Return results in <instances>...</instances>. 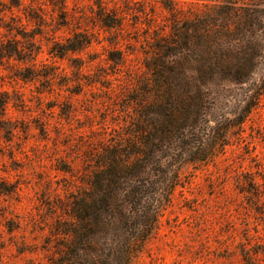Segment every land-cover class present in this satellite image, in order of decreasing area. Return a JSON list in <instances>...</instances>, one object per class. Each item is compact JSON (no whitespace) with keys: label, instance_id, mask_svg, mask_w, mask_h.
Listing matches in <instances>:
<instances>
[{"label":"rangeland","instance_id":"obj_1","mask_svg":"<svg viewBox=\"0 0 264 264\" xmlns=\"http://www.w3.org/2000/svg\"><path fill=\"white\" fill-rule=\"evenodd\" d=\"M49 1L60 0H42L44 29L18 19L21 33H39L33 53L0 63V190L9 192L0 194V264H48L58 242L53 225L66 219L62 204L85 189L100 148L126 131L147 77L143 60L155 37L169 31L172 11L189 16L224 3L67 0L69 27L56 29L61 13ZM99 3L115 7L121 28L99 27ZM80 31L90 47L63 59L48 53L53 42ZM260 62L252 81L211 107L205 134L189 139L191 146L201 144L197 139L214 146L213 157L181 165L158 230L133 264H264V96L236 125L251 82L264 78V55ZM216 120L232 127L211 143Z\"/></svg>","mask_w":264,"mask_h":264},{"label":"trees","instance_id":"obj_2","mask_svg":"<svg viewBox=\"0 0 264 264\" xmlns=\"http://www.w3.org/2000/svg\"><path fill=\"white\" fill-rule=\"evenodd\" d=\"M49 3L52 11L61 13L56 29H68L67 0ZM45 5L42 0H0V63L33 53L30 45L39 33H21L26 29L18 19L22 16L35 30L44 29ZM97 5L95 18L101 29L122 27L115 7ZM171 16L169 31L155 37L151 56L143 60L147 77L126 131L118 141L100 148L85 189L62 204L66 219L53 225L58 242L48 264H133L158 230L181 165L213 157L214 146L202 139L191 146L189 139L205 134L211 107L232 88L252 81L261 63L264 0H224L189 16L178 7ZM19 39L26 42L19 46ZM91 45L86 32H72L62 42H53L48 53L63 59ZM251 83L237 127L264 96V78ZM216 122L217 129L206 142L225 138L232 127L226 121ZM155 177L163 181L156 182Z\"/></svg>","mask_w":264,"mask_h":264}]
</instances>
